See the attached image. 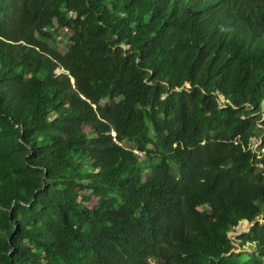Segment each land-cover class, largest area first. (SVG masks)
I'll return each mask as SVG.
<instances>
[{
  "label": "trees",
  "instance_id": "1",
  "mask_svg": "<svg viewBox=\"0 0 264 264\" xmlns=\"http://www.w3.org/2000/svg\"><path fill=\"white\" fill-rule=\"evenodd\" d=\"M263 147L264 0H0V264H264Z\"/></svg>",
  "mask_w": 264,
  "mask_h": 264
},
{
  "label": "rangeland",
  "instance_id": "2",
  "mask_svg": "<svg viewBox=\"0 0 264 264\" xmlns=\"http://www.w3.org/2000/svg\"><path fill=\"white\" fill-rule=\"evenodd\" d=\"M64 32H71V29L68 27H65L63 29V33ZM59 47L62 49L63 46L61 43H59ZM258 143H260V140H258V138L254 136L253 137V143H252L253 148H256ZM263 150H264V147H263ZM243 223H244L243 226L241 225L242 223H240V224L238 223V225L235 227V230L230 231V234L235 235V234L239 233L240 231L247 229L251 225V223L249 221H244Z\"/></svg>",
  "mask_w": 264,
  "mask_h": 264
},
{
  "label": "water",
  "instance_id": "3",
  "mask_svg": "<svg viewBox=\"0 0 264 264\" xmlns=\"http://www.w3.org/2000/svg\"><path fill=\"white\" fill-rule=\"evenodd\" d=\"M244 221H248L247 219H241L240 221H239V224L240 223H243ZM252 224V223H251ZM249 228V227H248ZM245 230V229H244ZM241 232V231H240Z\"/></svg>",
  "mask_w": 264,
  "mask_h": 264
}]
</instances>
